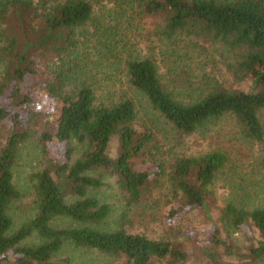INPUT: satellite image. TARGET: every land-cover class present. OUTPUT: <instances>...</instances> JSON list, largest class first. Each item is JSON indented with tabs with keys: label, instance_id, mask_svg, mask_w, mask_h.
Instances as JSON below:
<instances>
[{
	"label": "trees",
	"instance_id": "1",
	"mask_svg": "<svg viewBox=\"0 0 264 264\" xmlns=\"http://www.w3.org/2000/svg\"><path fill=\"white\" fill-rule=\"evenodd\" d=\"M7 22L19 31L0 48V99L6 100L0 105V264H57L66 245L121 264L264 260V207L216 206L211 187L228 155L164 152L139 110L145 100L179 138L231 115L247 138L264 143V0H0V23ZM213 54L247 90L206 73ZM160 58L167 73L160 71ZM195 62L202 75L191 72ZM28 77L43 81L28 84ZM40 96L56 103L51 116L38 111ZM42 121L39 146L48 163L33 175L31 213L16 228L13 204L22 199L14 182L18 153ZM114 138L119 152L111 158ZM53 150L59 157L51 156ZM103 174L118 178L127 209L123 220L145 200L155 206L147 199L165 189L184 207L205 209L212 232L197 251L130 233L125 226L131 221L96 228L111 214L95 195L105 186ZM58 220L72 226L57 228ZM214 221L234 233L247 230L249 248L237 251L230 231Z\"/></svg>",
	"mask_w": 264,
	"mask_h": 264
},
{
	"label": "rangeland",
	"instance_id": "2",
	"mask_svg": "<svg viewBox=\"0 0 264 264\" xmlns=\"http://www.w3.org/2000/svg\"><path fill=\"white\" fill-rule=\"evenodd\" d=\"M19 31V26L12 23H0V48L8 43V39L14 36L15 29ZM215 59H209V65H206L205 71L208 75L221 80L225 79L228 84L235 88L247 90V86L241 83H234L229 77L223 58L218 54H213ZM165 59V58H163ZM163 59L160 58L158 64L161 73H167V68ZM56 63V59L50 62V68ZM191 72L193 75H202L203 71L198 62L192 63ZM44 66H39V71H44ZM48 70V69H47ZM45 70V71H47ZM4 68L0 67V81L3 80ZM43 80L28 77L27 83L36 84ZM36 103L38 111L51 116L55 107L52 99L40 96ZM6 104L5 99H0V105ZM140 117L152 125L154 132L157 133L162 143L163 151L169 153L175 151L181 155L200 156L209 151L224 152L229 157V162L214 181L211 190L214 192L216 206L222 210L233 202L240 208L252 210L257 207H264V143L247 138L242 129L238 126L236 120L231 115H226L214 124L209 125L204 131L197 132L190 136L179 138L176 131L169 125L165 119L156 111L151 109L145 100H139ZM259 117L264 126V109L260 111ZM144 122V121H143ZM141 122V124H143ZM43 121L40 127L35 128L32 138L20 146L17 164L15 168V185L22 193V199L13 204L12 216L15 226L18 228L21 223L31 213V207L34 199L33 175L44 169L48 159L43 156L39 146V136L43 131ZM2 127L0 133L2 134ZM1 136V135H0ZM2 138H0V141ZM119 152V141L117 138L112 140L109 155L115 158ZM52 157H59L57 151H52ZM145 168V166L143 167ZM105 186L95 192V195L102 203L111 207V214L105 224L96 227L100 230L115 229L120 222L131 221L130 225L125 227L130 233L146 232L156 238L170 239L171 241L181 243L185 247L194 248L197 251L206 242V235L213 230V224L207 219L205 209L195 207H184L181 200L172 199L167 196L168 191L147 199L155 201L154 206L146 200L138 206L131 207L126 219L122 215L126 212V206L118 184V178L110 174H103ZM177 211V215H171V211ZM218 219V213L215 217ZM217 222V223H216ZM224 231L229 230L224 223L214 221ZM57 228H66L72 226L67 220H58L54 223ZM230 231V230H229ZM247 230L240 233L230 231L229 241L237 251L245 252L252 241ZM29 244L32 241L28 242ZM57 264H121L113 258L102 255L101 253L76 248L72 245H66L62 251L55 257ZM6 264V263H5ZM8 264H15L14 262ZM160 264H168L163 262ZM189 264V263H187ZM257 264H264L259 261Z\"/></svg>",
	"mask_w": 264,
	"mask_h": 264
}]
</instances>
